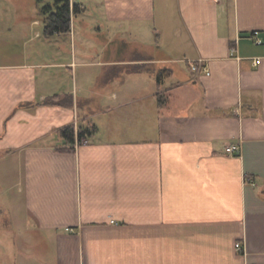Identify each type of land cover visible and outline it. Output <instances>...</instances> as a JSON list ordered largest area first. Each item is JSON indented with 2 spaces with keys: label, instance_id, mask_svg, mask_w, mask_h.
<instances>
[{
  "label": "crops",
  "instance_id": "crops-1",
  "mask_svg": "<svg viewBox=\"0 0 264 264\" xmlns=\"http://www.w3.org/2000/svg\"><path fill=\"white\" fill-rule=\"evenodd\" d=\"M6 3L0 177L43 248L10 264H264V0H78L52 36Z\"/></svg>",
  "mask_w": 264,
  "mask_h": 264
},
{
  "label": "rangeland",
  "instance_id": "rangeland-1",
  "mask_svg": "<svg viewBox=\"0 0 264 264\" xmlns=\"http://www.w3.org/2000/svg\"><path fill=\"white\" fill-rule=\"evenodd\" d=\"M49 0H14V3L9 4L6 3L7 6L9 7V11L14 12L13 16L14 19L22 16V15H35L38 17V13L40 8L42 6H45L46 3H48ZM84 32L85 34H93L94 31L91 29L87 28L84 29V31L81 29L79 32L80 33ZM17 32L15 30L13 32H7L6 37L10 36H15ZM82 36H78V40H82ZM89 38V37H88ZM96 41V40H95ZM92 42L90 41L85 49L88 51L86 52L87 55L96 56V60H102V56L100 55L103 50H104V44H101V42ZM13 48L16 49V47L13 45ZM89 49H92L89 51ZM94 49V50H93ZM103 49V50H102ZM102 51V52H101ZM96 53V54H95ZM99 54V56L97 55ZM84 54V53H83ZM106 55V53H105ZM101 56V57H100ZM89 69H81L82 72H88ZM6 162L3 160L1 161L0 165L4 167V164ZM10 180L9 178L1 179L0 177V185L1 188L3 189V196L0 199V207L2 211V216L0 217V233H2V236L0 235V261L3 264H10V250H42L41 248V241L42 238L40 237V234L34 231V236L30 232H26V226L23 223V215L21 213V210L18 208L16 211V217L17 219L14 218L13 212L14 209L12 208L15 199H18V193H17V188H12L10 187ZM12 229V230H11ZM13 230L16 231V236L15 233H13ZM23 234V235H22ZM28 234L29 240L33 242V245L30 246L32 248H27L23 245V241H25V235ZM32 235V236H31ZM14 236L16 239H14ZM17 246V247H16ZM52 247H54L53 243L51 244ZM53 250V249H51Z\"/></svg>",
  "mask_w": 264,
  "mask_h": 264
},
{
  "label": "trees",
  "instance_id": "trees-1",
  "mask_svg": "<svg viewBox=\"0 0 264 264\" xmlns=\"http://www.w3.org/2000/svg\"><path fill=\"white\" fill-rule=\"evenodd\" d=\"M80 5L74 4L71 7L70 0H49L41 8V14L44 22V32L47 36L58 33H67L71 30L72 14L80 13ZM49 104H59L58 97H52L47 100ZM94 128L91 126L76 132L74 127H67L61 131V135L71 143H75L76 137L79 143L94 134Z\"/></svg>",
  "mask_w": 264,
  "mask_h": 264
},
{
  "label": "built area",
  "instance_id": "built-area-1",
  "mask_svg": "<svg viewBox=\"0 0 264 264\" xmlns=\"http://www.w3.org/2000/svg\"><path fill=\"white\" fill-rule=\"evenodd\" d=\"M77 1L78 0H70L71 7H73L74 4H76ZM215 1L216 2H221L222 0H215ZM258 35H259V31H256V32H253L250 37L255 41V43H257L259 45H262L263 44V40L261 38H259ZM259 64H260V59H257L255 61V65H259ZM191 70L195 74H197L199 72H204L207 75L210 74V72L208 71L207 66L205 65V63L202 60H200L199 62L193 63L191 65ZM82 143H87V140H83ZM240 150H241V148H240L239 145H230V146H228L226 148V152L228 154H231V155L239 154ZM236 249L239 252H243L244 251L243 250V246L240 243L236 244Z\"/></svg>",
  "mask_w": 264,
  "mask_h": 264
}]
</instances>
